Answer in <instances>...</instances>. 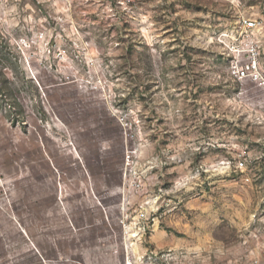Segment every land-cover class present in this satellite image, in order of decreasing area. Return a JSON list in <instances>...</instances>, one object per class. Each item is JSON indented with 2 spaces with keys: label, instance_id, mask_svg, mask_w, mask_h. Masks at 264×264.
<instances>
[{
  "label": "rangeland",
  "instance_id": "rangeland-1",
  "mask_svg": "<svg viewBox=\"0 0 264 264\" xmlns=\"http://www.w3.org/2000/svg\"><path fill=\"white\" fill-rule=\"evenodd\" d=\"M245 17L0 0V264H264V91L219 40Z\"/></svg>",
  "mask_w": 264,
  "mask_h": 264
},
{
  "label": "built area",
  "instance_id": "built-area-1",
  "mask_svg": "<svg viewBox=\"0 0 264 264\" xmlns=\"http://www.w3.org/2000/svg\"><path fill=\"white\" fill-rule=\"evenodd\" d=\"M260 21L264 22L263 19L259 20L257 17L242 18L239 27L233 28L230 33H223L219 40L225 54L231 58L229 65L231 77L238 82L251 81L264 91V41L261 37L264 24ZM244 160L246 158L240 160L241 165H244ZM1 198H3V193L0 190ZM123 225L125 229L129 228L127 224ZM147 228L149 225H143L142 233L130 234V236L139 241L140 237L143 238ZM127 258L126 264H137V259H139L133 254H128Z\"/></svg>",
  "mask_w": 264,
  "mask_h": 264
}]
</instances>
